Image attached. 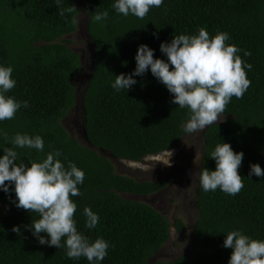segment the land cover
Listing matches in <instances>:
<instances>
[{
    "label": "trees",
    "instance_id": "1",
    "mask_svg": "<svg viewBox=\"0 0 264 264\" xmlns=\"http://www.w3.org/2000/svg\"><path fill=\"white\" fill-rule=\"evenodd\" d=\"M114 2L0 0V64L11 65L16 80L8 95L29 104L15 118L0 122L9 138L6 142L0 135V147H12L10 140L17 133L40 135L43 152L16 148L26 166L55 149L65 164L71 161L85 172L79 186L82 195L72 197L77 204L75 219L78 230L111 245L102 264H227L232 250L222 244L228 231L239 229L264 239V178H249L252 163L264 170V0H164L143 19L116 13ZM104 10L108 20L96 22L93 17ZM81 14H86L85 30L92 44V62L85 69L91 75L84 86V114L74 112L81 58L65 39L77 31ZM201 27L210 37L228 32L231 39L226 43L240 48L238 55L252 65L246 70L251 86L243 98L233 97L224 119L202 132L200 167L214 170L215 161L209 156L217 144L227 142L244 154L238 169L244 187L235 196L197 187L198 217L191 245L183 254L161 260L157 257L170 238L171 222L151 205L122 194L151 195L168 181H136L118 174L95 148L117 159L140 161L176 148L188 135L183 131L188 109L172 103L169 91L150 71L135 77L137 83L126 92H117L111 83L115 75L133 71L138 45L147 44L155 50L154 58L166 59L159 49L162 41L196 34ZM246 51L251 55L245 56ZM72 112L81 120L90 147L66 129L64 119ZM15 198L11 186L7 194L0 190V264H88L83 257L67 258L64 248L39 244L28 230L38 214L17 208ZM85 207L100 217L92 230L85 228ZM14 226L20 232H14ZM173 226L177 232L185 229L179 219Z\"/></svg>",
    "mask_w": 264,
    "mask_h": 264
},
{
    "label": "clouds",
    "instance_id": "2",
    "mask_svg": "<svg viewBox=\"0 0 264 264\" xmlns=\"http://www.w3.org/2000/svg\"><path fill=\"white\" fill-rule=\"evenodd\" d=\"M163 3L164 0H115L112 7L124 17L132 15L143 19L152 8H159ZM60 14L63 15V12ZM108 18V10L97 12L93 17L101 24ZM230 39L225 31L210 37L209 32L201 27L196 34H180L173 36L170 42L162 41L159 49L166 59L154 58L155 50L147 44H140L134 56L136 65L133 71L115 75L111 87L117 92H126L137 83L135 77L150 71L169 91L172 103L181 109H188L189 119L183 125V131L186 134L200 132L222 120L232 98H243L251 86L246 70H251L252 65L238 55L240 48L226 43ZM244 55L250 56L251 52L246 51ZM12 73L11 65L0 64V122L15 118L22 107H29L28 101L21 102L8 95L16 86ZM82 74H90L85 72L84 63L79 77ZM81 86H78V91L82 90ZM78 106L77 103L74 112L83 109ZM0 135L6 142L9 140L2 130ZM10 143L12 147H0L3 150L0 155V190L7 194L11 186L16 197L13 201L15 206L38 214V218L32 219L28 226L32 236L41 245L64 248L69 259L83 257L88 264H102L111 245L102 237L93 240L78 230L75 219L77 204L72 197L82 195L79 186L84 182L85 172L71 161L65 164L61 159L62 153L55 149L42 160L29 161L30 166H26L16 148L43 152L44 140L40 135L17 133ZM172 155V150L165 149L160 155L146 156L145 160L171 166ZM243 156L242 151H234L227 142L217 144L209 156L215 161V169L199 167L192 173L191 182L204 192L219 189L235 196L244 187L238 173ZM193 164H203L197 153ZM134 167L149 173L153 168L147 163H137ZM253 175L264 178V170L258 163L250 165L249 178ZM83 215L86 218L85 228H96L99 215L89 207L84 208ZM13 231L20 232V228L14 226ZM222 246L232 250L227 264H264V239H254L235 229L225 234Z\"/></svg>",
    "mask_w": 264,
    "mask_h": 264
},
{
    "label": "rangeland",
    "instance_id": "3",
    "mask_svg": "<svg viewBox=\"0 0 264 264\" xmlns=\"http://www.w3.org/2000/svg\"><path fill=\"white\" fill-rule=\"evenodd\" d=\"M85 24L86 14H81L77 31L65 37V39L70 49L82 57V63H84L86 69L92 62V44L86 33ZM85 76L86 74H83V76L77 78V86L83 84ZM79 112V109L75 111V113ZM221 118L224 119L223 116ZM64 124L70 136L75 137L82 145L90 147L82 134L81 120H77L73 112L64 119ZM202 132L203 130L183 136L179 145L170 149L173 152L170 157L171 166L155 160L147 161L145 158L140 161L117 159L109 152L95 148L98 154L106 157L113 164L114 170L118 174L131 177L136 181H168L165 188L151 195L122 194L127 199L142 201L151 205L171 222L170 238L162 247L157 259H173L183 254L191 245L193 227L198 217L197 186L191 182V177L192 173L198 171L200 167L193 164L196 153L200 155L201 159L204 153L205 146ZM137 163H147L153 168L150 173L144 172L134 167ZM176 219L184 223L185 229L182 232H177L173 226Z\"/></svg>",
    "mask_w": 264,
    "mask_h": 264
},
{
    "label": "water",
    "instance_id": "4",
    "mask_svg": "<svg viewBox=\"0 0 264 264\" xmlns=\"http://www.w3.org/2000/svg\"><path fill=\"white\" fill-rule=\"evenodd\" d=\"M90 75H91V73L90 74H86V76H85V80H84V82H83V84H82V86H81V88H82V90L81 91H78L77 92V103H78V105H80V106H78V108H81V106H82V104H83V95H84V93H85V89H86V87H84L85 85H87V83H88V81H89V79H90ZM84 87V88H83ZM83 110V109H82ZM83 114H84V111H83ZM82 127H83V125H82ZM84 131V130H83ZM84 133V132H83ZM84 136V138L86 139V137H85V135H83ZM86 141H87V139H86ZM88 142V141H87ZM89 143V142H88ZM204 154V153H203ZM202 157H203V155H202ZM202 160V159H201Z\"/></svg>",
    "mask_w": 264,
    "mask_h": 264
},
{
    "label": "flooded vegetation",
    "instance_id": "5",
    "mask_svg": "<svg viewBox=\"0 0 264 264\" xmlns=\"http://www.w3.org/2000/svg\"><path fill=\"white\" fill-rule=\"evenodd\" d=\"M166 187V185L164 186V188Z\"/></svg>",
    "mask_w": 264,
    "mask_h": 264
}]
</instances>
